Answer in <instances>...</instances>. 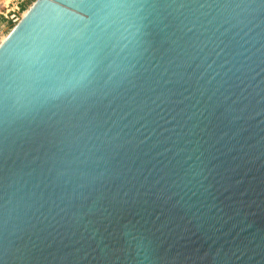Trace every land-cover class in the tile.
Listing matches in <instances>:
<instances>
[{"label": "water", "instance_id": "1", "mask_svg": "<svg viewBox=\"0 0 264 264\" xmlns=\"http://www.w3.org/2000/svg\"><path fill=\"white\" fill-rule=\"evenodd\" d=\"M74 2L0 43V264H264V0Z\"/></svg>", "mask_w": 264, "mask_h": 264}, {"label": "built area", "instance_id": "2", "mask_svg": "<svg viewBox=\"0 0 264 264\" xmlns=\"http://www.w3.org/2000/svg\"><path fill=\"white\" fill-rule=\"evenodd\" d=\"M37 1L38 0H10L8 3H5L3 0L2 4L7 9L5 17L16 25ZM26 8L27 10H25ZM8 14H10V16H7Z\"/></svg>", "mask_w": 264, "mask_h": 264}, {"label": "rangeland", "instance_id": "3", "mask_svg": "<svg viewBox=\"0 0 264 264\" xmlns=\"http://www.w3.org/2000/svg\"><path fill=\"white\" fill-rule=\"evenodd\" d=\"M2 1L3 0H0V43L7 37L10 31L16 26L12 22H10L8 18L5 17L7 9L3 6ZM25 10H27V8ZM7 16H10V14H8Z\"/></svg>", "mask_w": 264, "mask_h": 264}, {"label": "bare ground", "instance_id": "4", "mask_svg": "<svg viewBox=\"0 0 264 264\" xmlns=\"http://www.w3.org/2000/svg\"><path fill=\"white\" fill-rule=\"evenodd\" d=\"M4 1H5V3H8L10 0H9V1L4 0ZM35 4H36V3H35ZM35 4H34V5H35ZM34 5H32L31 8H32ZM27 12H28V11H27ZM27 12H26V13H27ZM26 13H25V14H26ZM25 14H24V16H25Z\"/></svg>", "mask_w": 264, "mask_h": 264}, {"label": "snow or ice", "instance_id": "5", "mask_svg": "<svg viewBox=\"0 0 264 264\" xmlns=\"http://www.w3.org/2000/svg\"><path fill=\"white\" fill-rule=\"evenodd\" d=\"M73 3L75 4L74 0H73Z\"/></svg>", "mask_w": 264, "mask_h": 264}]
</instances>
